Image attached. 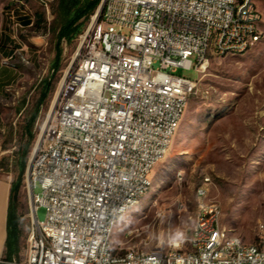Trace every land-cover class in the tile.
<instances>
[{
  "label": "built area",
  "instance_id": "built-area-1",
  "mask_svg": "<svg viewBox=\"0 0 264 264\" xmlns=\"http://www.w3.org/2000/svg\"><path fill=\"white\" fill-rule=\"evenodd\" d=\"M253 3L103 0L27 164L32 222L25 256H0V264H105L95 241L124 202L142 194L197 90V80L178 70L206 71L212 56L260 38L261 14H252ZM209 32H217V53L204 57ZM40 207L44 221L36 217ZM216 209L209 199L199 204L196 239L186 236L153 254L129 247V257L141 254L139 264H264L263 234L250 243L238 236L232 246L205 238L216 225ZM200 243H207L206 252L188 251V244ZM237 246L249 247V254L236 255Z\"/></svg>",
  "mask_w": 264,
  "mask_h": 264
},
{
  "label": "rangeland",
  "instance_id": "rangeland-1",
  "mask_svg": "<svg viewBox=\"0 0 264 264\" xmlns=\"http://www.w3.org/2000/svg\"><path fill=\"white\" fill-rule=\"evenodd\" d=\"M253 2L261 14V37L254 46L243 54L210 56L200 74L178 70V75L198 81L197 90L188 99L168 151L149 174L150 188L114 226L113 247L122 243L124 248L152 250L173 238L181 240L190 234L199 204H208V199L218 207L219 223L230 235L254 242L264 226V0ZM95 13L84 21L79 36L62 41L60 66L54 72L62 22L58 0H0V178L15 180L31 131L28 164L60 81ZM46 81L50 91L30 127ZM200 187L206 190L203 196ZM30 194L25 170L17 196L20 257L31 233ZM36 217L45 220L43 207Z\"/></svg>",
  "mask_w": 264,
  "mask_h": 264
},
{
  "label": "trees",
  "instance_id": "trees-1",
  "mask_svg": "<svg viewBox=\"0 0 264 264\" xmlns=\"http://www.w3.org/2000/svg\"><path fill=\"white\" fill-rule=\"evenodd\" d=\"M100 2L101 0H58V4L62 14V22L57 32V42L55 45L56 54L54 62L51 66L54 72L60 66L62 41L70 42L83 32L82 26L84 21L96 12ZM43 86V91L40 94L37 106L34 109L31 120L29 121L30 127L35 122L39 113V107L46 99L51 88L50 82L47 81ZM28 136V141L22 148L21 159L19 160L18 174L15 180L11 182L10 186L7 216V237L5 242V253L3 255V257L8 259L18 257L22 249L21 215L18 212L17 196L23 182L28 154L34 138V135L31 131L28 132Z\"/></svg>",
  "mask_w": 264,
  "mask_h": 264
},
{
  "label": "bare ground",
  "instance_id": "bare-ground-1",
  "mask_svg": "<svg viewBox=\"0 0 264 264\" xmlns=\"http://www.w3.org/2000/svg\"><path fill=\"white\" fill-rule=\"evenodd\" d=\"M252 14L260 15V12L257 9L255 3H253L252 6ZM259 39L260 38H255V42H246V49H234L233 51H227L226 53H219V56L243 54L247 50H249L252 46H254L259 41ZM211 48L213 49L214 53H217V32H209L207 34L206 50H204V57H210L212 55ZM203 72L205 71H198L197 73L200 74ZM62 83H63V79L60 81L58 91ZM58 91L55 95L53 103L55 102ZM179 122L173 125L172 132L170 134V137L168 138V146H170L174 134L176 133ZM165 154H163L162 157H159L157 159L155 166L165 156ZM150 186H151V180L148 174V177L146 179V184L143 186L142 194H138L137 196L133 197V199L126 200V202H124V205H122V208L117 213V215H115L114 218L109 219L108 226L103 228L100 234V240L95 241V251L99 252V257L103 259V262L105 264H139V261H141V254H133V257H129V248L121 247L120 251L114 252V247L111 244V237L114 230V226L116 225L118 219L129 209V207L136 205L138 200L146 193V191L150 188ZM205 193L206 190L203 187H200L199 189L200 196L205 195ZM211 218H216V225H210L209 231H205V238H215V240H222L223 246H232L237 240L238 236L230 235L226 231V229L220 225L219 213L217 210L211 211ZM194 225H200V216H196ZM259 234H263L264 236V226L261 228ZM188 237L189 239H196V226L192 227ZM168 245H171V243ZM188 251L206 252L207 243L188 244ZM154 252H157V247L153 248L152 250H144L145 254H153ZM247 254H249V247L247 246L236 247V255H247Z\"/></svg>",
  "mask_w": 264,
  "mask_h": 264
},
{
  "label": "crops",
  "instance_id": "crops-1",
  "mask_svg": "<svg viewBox=\"0 0 264 264\" xmlns=\"http://www.w3.org/2000/svg\"><path fill=\"white\" fill-rule=\"evenodd\" d=\"M10 186V181L0 178V256H3L5 253ZM20 256L21 252L18 257L13 258L22 259L25 256V253L22 255V257Z\"/></svg>",
  "mask_w": 264,
  "mask_h": 264
},
{
  "label": "water",
  "instance_id": "water-1",
  "mask_svg": "<svg viewBox=\"0 0 264 264\" xmlns=\"http://www.w3.org/2000/svg\"><path fill=\"white\" fill-rule=\"evenodd\" d=\"M102 11H103V0H101L99 6H98V8H97V11H96V13H95V16H96V17H99V16L101 15ZM45 126H46V125H45ZM44 128H45V127H44Z\"/></svg>",
  "mask_w": 264,
  "mask_h": 264
},
{
  "label": "clouds",
  "instance_id": "clouds-1",
  "mask_svg": "<svg viewBox=\"0 0 264 264\" xmlns=\"http://www.w3.org/2000/svg\"><path fill=\"white\" fill-rule=\"evenodd\" d=\"M180 234L179 233H177V236H179ZM172 243H175L176 241H175V238H173V240L171 241Z\"/></svg>",
  "mask_w": 264,
  "mask_h": 264
}]
</instances>
